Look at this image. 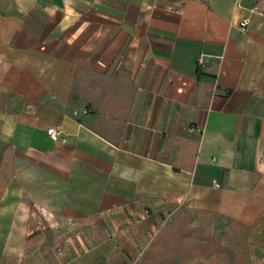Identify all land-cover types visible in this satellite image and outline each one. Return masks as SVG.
<instances>
[{
    "label": "crops",
    "instance_id": "crops-1",
    "mask_svg": "<svg viewBox=\"0 0 264 264\" xmlns=\"http://www.w3.org/2000/svg\"><path fill=\"white\" fill-rule=\"evenodd\" d=\"M0 168V264H137L180 209L251 226L264 264L256 0H0ZM40 216L78 228L26 254Z\"/></svg>",
    "mask_w": 264,
    "mask_h": 264
},
{
    "label": "trees",
    "instance_id": "trees-1",
    "mask_svg": "<svg viewBox=\"0 0 264 264\" xmlns=\"http://www.w3.org/2000/svg\"><path fill=\"white\" fill-rule=\"evenodd\" d=\"M256 4L264 13V0H256ZM82 73L88 79L91 78L89 70L77 68L76 81L72 88L73 104L78 103L75 100V89L77 78ZM88 89L90 86H87ZM102 135L107 137L106 134ZM8 177L9 171L0 168V195ZM211 215L212 212L205 209H197L194 212L186 209L175 211L171 220L159 228L137 264H253L249 258L251 226L234 218H227L235 227L232 233L237 239V244L226 246L221 244L219 237L205 232L206 223L212 221ZM195 217L201 221L198 226L192 223Z\"/></svg>",
    "mask_w": 264,
    "mask_h": 264
},
{
    "label": "rangeland",
    "instance_id": "rangeland-1",
    "mask_svg": "<svg viewBox=\"0 0 264 264\" xmlns=\"http://www.w3.org/2000/svg\"><path fill=\"white\" fill-rule=\"evenodd\" d=\"M212 221L210 223H206L207 227L205 232H209L213 237H219L221 240V244L230 246L236 245L237 239H235L232 230L235 228L234 225L229 223V220L218 214V212H212ZM171 216H163L162 225L171 220ZM41 227L37 230L36 233H29L27 238V244L25 248L26 254L29 252L37 251L38 254L44 252L58 251L62 246H65L66 240L64 243L59 241L61 237L67 238L73 236L75 231L77 230V226L74 223L66 222L64 225H59L57 222H50L51 219H47L46 217L40 216ZM194 226H198L201 221L199 218L195 217L192 221ZM158 232V231H157ZM153 234L149 239L148 243H151L154 236ZM152 239V240H151ZM36 256V255H35ZM40 256V255H39ZM26 261L24 264H43L44 259L42 258H25Z\"/></svg>",
    "mask_w": 264,
    "mask_h": 264
},
{
    "label": "built area",
    "instance_id": "built-area-1",
    "mask_svg": "<svg viewBox=\"0 0 264 264\" xmlns=\"http://www.w3.org/2000/svg\"><path fill=\"white\" fill-rule=\"evenodd\" d=\"M248 23V19L247 18H243L241 21H240V25L242 27H245ZM47 133L51 136V138L53 139H57L58 138V135H59V129L55 128L54 126H49L47 128Z\"/></svg>",
    "mask_w": 264,
    "mask_h": 264
}]
</instances>
